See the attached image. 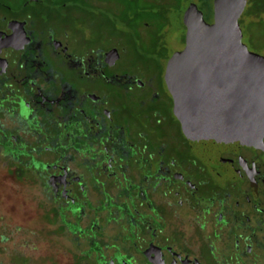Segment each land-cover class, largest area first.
<instances>
[{"label": "flooded vegetation", "instance_id": "1", "mask_svg": "<svg viewBox=\"0 0 264 264\" xmlns=\"http://www.w3.org/2000/svg\"><path fill=\"white\" fill-rule=\"evenodd\" d=\"M34 1L0 0L1 181L30 191L53 218L64 210L77 230H61L87 249L78 264H264V136L194 148L175 114L166 67L145 77L117 72L115 45L75 55L65 35L33 21L43 10ZM45 2L61 13L72 7ZM192 5L214 22L215 0H189L183 21ZM47 17L66 22L52 11ZM160 82L169 113L158 109Z\"/></svg>", "mask_w": 264, "mask_h": 264}, {"label": "rangeland", "instance_id": "2", "mask_svg": "<svg viewBox=\"0 0 264 264\" xmlns=\"http://www.w3.org/2000/svg\"><path fill=\"white\" fill-rule=\"evenodd\" d=\"M69 1L73 9L69 7L61 13L42 0L43 10L33 14V21L41 26L50 24L60 37L65 35L75 55H83L87 48L117 46L122 53V59L113 68L117 72L141 77L158 75L167 68L169 58L185 47L183 13L189 0H112L109 6L99 8L78 0ZM252 4L240 19L243 43L249 51L264 56V0ZM48 11L65 16L66 22L49 19ZM44 54L56 69L64 70L47 48ZM67 76L77 86H85L75 73L68 70ZM158 91L162 95L158 109L169 113L168 94L161 82ZM1 179L2 170L0 236L4 233L6 241L0 243V264H78L77 258L86 254L87 249L84 250V244L78 247L71 235L61 230L62 226L70 228L71 233L77 230L64 221V210L59 209V218H53L44 205L34 203L30 191L9 187ZM57 243L64 245L60 247Z\"/></svg>", "mask_w": 264, "mask_h": 264}, {"label": "water", "instance_id": "3", "mask_svg": "<svg viewBox=\"0 0 264 264\" xmlns=\"http://www.w3.org/2000/svg\"><path fill=\"white\" fill-rule=\"evenodd\" d=\"M247 0H215L214 22L192 5L186 44L168 61L174 111L194 148H226L264 136V56L243 43ZM113 60L119 58L115 49ZM109 55V56H110Z\"/></svg>", "mask_w": 264, "mask_h": 264}, {"label": "trees", "instance_id": "4", "mask_svg": "<svg viewBox=\"0 0 264 264\" xmlns=\"http://www.w3.org/2000/svg\"><path fill=\"white\" fill-rule=\"evenodd\" d=\"M254 1H256V0H247V4H246V7L248 6V5H250V7L252 6V5H254V4H252ZM246 7H245V9H246ZM250 9V8H249ZM245 11V10H244ZM244 13V12H243ZM248 14H250V11L248 12ZM243 15V14H242ZM242 17V16H241ZM241 19V18H240ZM239 22H240V20H239ZM241 25V24H240Z\"/></svg>", "mask_w": 264, "mask_h": 264}]
</instances>
